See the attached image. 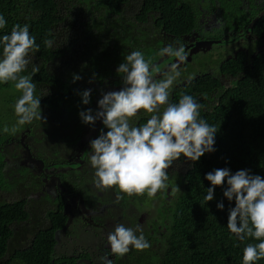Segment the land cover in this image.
<instances>
[{"label":"trees","instance_id":"obj_1","mask_svg":"<svg viewBox=\"0 0 264 264\" xmlns=\"http://www.w3.org/2000/svg\"><path fill=\"white\" fill-rule=\"evenodd\" d=\"M223 1L208 0L211 23L206 27L204 23L197 30L195 11L188 8L185 0H0V15L7 21L6 27L0 29V37L10 34L15 24H28L30 35L35 36L39 45V52L31 54L33 63L23 74L31 75L33 64L39 65L40 72L33 77V82L36 84L35 95L41 98L46 123L34 120L21 126L15 134L29 125V131L36 136L40 131L45 139L44 146L51 149V152L47 151L49 162L52 154H59L58 147L67 146L64 143L67 139H73L68 143L69 151L79 146L85 132L78 136L81 131L74 125H86L79 116L81 110L98 109L100 98L96 99L95 95H101L103 88L107 87L102 81L113 75L107 81L108 85L118 91L123 87L117 68L130 52L139 50L146 60L157 65L158 71L153 75L160 79V73L177 62L174 57L160 56L161 48L174 41L182 42L184 36L193 33L195 40L212 41L208 54H200L197 50L186 53L187 59L180 65V70L188 66L190 72L196 74H191L183 85L174 82L169 89V102L178 103L187 94L202 105L200 117L215 125L218 131L215 151L206 153L198 162L183 156L172 162L166 169L168 187L152 197L146 192L147 197L137 202L140 206L136 204L138 215L144 213L146 218L145 223L138 226L142 227L151 247L137 250L129 246V252L123 256L114 254L111 264H243V249L249 243L260 242L254 238L241 242L227 228L228 209L235 204L223 196L226 183L223 187H216L213 201L204 200L207 188L212 187L206 174L215 169L228 168L232 173L249 170L250 174L264 177V51L256 54L254 59L249 58V64L244 63L240 53H231L230 58L222 51L235 39H226L224 33L232 29V24L244 27L254 15V12L251 15L238 14L229 0ZM121 24L127 27L118 31ZM146 26L158 28L164 36H172L174 41L168 42L162 37L155 41L152 32L140 30ZM254 32L264 41V17L258 20ZM147 38L151 40L147 41ZM45 39L53 40V47L48 48ZM198 55L203 60L208 58V71L196 63L200 61ZM74 74L82 79L73 82ZM88 89L92 92L91 103L85 106L80 93ZM20 95L14 82L0 83V194L24 184L29 173L28 168L21 167L16 169L14 176L8 174L6 154L1 151L2 145L16 136L5 133L3 128L6 125L11 128L18 119L14 105ZM62 114L66 117L61 120ZM146 122L147 119L140 114L130 120L135 126ZM38 155L45 163L44 153ZM90 155L82 170L76 173H82L81 186L90 188L97 196L95 191L99 193L100 189L89 186V183L96 184L97 180ZM109 194V202L113 195L123 198L126 195L118 187H113ZM41 197L47 202H41L45 205L41 212L42 226L31 231L25 246L13 249V252L9 247L16 232L26 228L32 219L30 203L26 204L25 200L0 201V264L74 263V259L66 255L55 256L57 238L61 232L67 233L66 238L72 230L75 236L81 230L83 220L76 216L69 222L65 203L49 189L44 190ZM221 201L223 211L217 208ZM118 206L114 208L124 216L122 224L135 230L136 215L126 216L123 212L125 206ZM126 217L130 223L124 221ZM84 235L82 231L81 236ZM64 242L67 246L72 244ZM83 253L80 258L96 263L90 257L92 251ZM254 264H264V258Z\"/></svg>","mask_w":264,"mask_h":264},{"label":"clouds","instance_id":"obj_2","mask_svg":"<svg viewBox=\"0 0 264 264\" xmlns=\"http://www.w3.org/2000/svg\"><path fill=\"white\" fill-rule=\"evenodd\" d=\"M6 24L5 17L0 15V29ZM53 43L51 39L44 41L48 48L53 47ZM0 46V83L14 82L21 93L14 105L16 124L3 128L5 133L14 135L21 126L34 120L46 123L41 98L35 95L33 82V77L40 72L39 65L33 64L31 75L23 74L33 63L31 54L39 52V45L35 36L30 35L28 24H15L10 34L0 37ZM159 55L174 57L177 61L160 73L162 78L153 75L158 71L157 65L146 60L141 51H132L117 68L123 83L121 90L102 91L97 110L89 107L79 113L82 123L94 127L100 121L104 126L99 136L90 140V163L95 169L98 189L118 187L121 193L129 196L147 192L152 197L168 187L166 169L173 161L183 156L198 162L206 153L215 151L218 131L215 125L200 117L202 105L187 94L178 103L169 102V89L181 76L180 65L187 59L184 45L174 41L161 48ZM81 79L73 75V82ZM80 95L83 105L91 103L90 89ZM161 106H165L162 112ZM141 111L152 114L147 122L140 126L130 123ZM206 179L212 185L204 196L207 202L214 200L216 187L227 185L223 196L235 204L228 209L229 231L241 242L246 238L260 241L249 243L243 249V264H254L264 258V177L250 174L249 170L232 173L223 168L207 173ZM121 199L123 197L118 195L117 201ZM217 208L223 211L224 203L219 202ZM107 239L112 253L121 256L129 252V246L137 250L151 247L141 226L134 230L118 224ZM104 260L105 264H111L106 257Z\"/></svg>","mask_w":264,"mask_h":264},{"label":"flooded vegetation","instance_id":"obj_3","mask_svg":"<svg viewBox=\"0 0 264 264\" xmlns=\"http://www.w3.org/2000/svg\"><path fill=\"white\" fill-rule=\"evenodd\" d=\"M218 1L219 3L225 2L223 0ZM229 1L234 6V9L236 8L235 11L238 12V14L240 12L243 15H251V13L253 14L254 12V15L251 17L249 22L244 25V27L232 24V29L230 30L229 28V30L224 33L226 39H235L232 44L228 45V47L222 51L226 52L228 57L231 56V53H240L245 60L244 63L249 64V58L254 59L256 54L264 51V41H262L258 37L256 32H254L258 20L264 17V0ZM185 2L188 5V8H190L192 11H195V26L197 30L198 27L203 26L204 23L205 27L208 26V23H211V18L208 16V0H185ZM233 14L234 16H237V14H235L234 12ZM147 19L149 20L150 17ZM226 25L228 28V24ZM227 28L223 27V29ZM160 37H162V39L164 40H168V42H172L173 40L172 36H164L161 32ZM195 37L196 35L193 33L192 36H184L182 38L183 41L180 43L184 45L185 52L188 53L197 50V52L200 54H208V48L212 41L208 39L195 40ZM200 56L201 55H198L197 58L200 61H197L196 63L199 64L200 67L208 71V58L203 60ZM201 61L204 63H202ZM182 64H184V62ZM210 66H212V64H210ZM190 71L191 70L188 66H184V68L181 69V76L176 81L177 85H183L184 83H186L185 81H188L191 74H196ZM112 78L113 75L111 77H108L107 80L104 79L102 81L107 85L106 88H103L104 92L117 90L116 87H114L113 89L108 85L107 81ZM97 85L98 84H96V87ZM97 97L101 98V95L96 94L95 98L97 99ZM164 107L165 106H161V112L163 111ZM138 114H140L147 120L152 115L143 111L139 112ZM63 117H66V114L60 115L61 120L63 119ZM66 122H68V120H66ZM74 126H78L79 131H81L80 133H78V136L82 132H85L82 140H79V146L74 150L69 151L68 143L73 139H67L64 142L67 143V146H65V148H63V145L58 147L59 154L54 156L52 154V161L50 162L47 158V151L50 150L51 152V149L48 146H44L45 139L40 134V131L38 136H36L34 132L29 131L30 125L26 126L19 133L15 134V137L13 136L11 140L6 141L2 145L1 151L3 153L5 152L6 154L5 168L8 174L10 173L11 176H14L16 173V169L21 167L28 168L29 173L24 184L15 187L8 193L3 192L2 194H0V201L10 203L18 200H25L26 204L30 203V206H32V200H34V203L38 204L40 201L47 203L46 201L42 200L41 196L44 190L49 189L51 194L60 196L62 201L65 203V213H69V216H67L69 222L74 220V217L76 216H79L83 220V226H80L81 230L79 231V233H76L75 236H73L74 230H72L69 236H67L66 238H64L67 235L66 232H61L59 234L60 239L57 238L58 243L55 249V256L59 257L61 255H66L68 258L74 259L73 264H92L90 260L80 258L84 254L83 252L88 253L92 251L93 253H91L90 257L91 259L96 260L95 264H105V257L112 263V261L114 260V253H112L111 251V247L108 243L107 237L108 234L112 232L114 227L118 225V223H122V220L124 218L123 215H119L118 209L114 207L118 205H122L121 207L125 206V209L123 210L124 214L131 217H134V215H136L137 226L138 224L142 225L146 221L145 214L144 218L140 219V215L138 216L139 211L136 207V204L137 202H141V200L143 201V199L147 197V194L145 192L143 196L135 195L144 197L140 200L135 197L134 199L130 200L129 196L126 194L125 198L119 201H117V196L113 195L112 197H110L112 201L109 202L107 197H109V193L111 192L112 188H100L99 193L94 190L96 195L98 196L97 197L91 193L90 188L81 186L84 180L82 177V173L79 174L76 172L81 171L84 167L86 160L91 154L90 140L95 139L99 136L103 124L102 122L97 121L94 127L91 125L82 126L79 123L75 124ZM39 153H44L45 163L38 155ZM37 161H40L41 164H39ZM26 183L28 184V186H25ZM89 186L95 187V184L89 183ZM18 189L26 192L14 198L18 193ZM26 189H28V191ZM125 202H133V204L128 206L125 204ZM108 207H111V209H108ZM118 208L120 207L118 206ZM124 221L126 223H130V220L127 217ZM76 227L78 226L76 225L75 228ZM82 231L85 232V235L83 237L81 236ZM99 234L100 236L102 234L103 238H98ZM27 237L28 238L26 239V241L23 242L25 244L28 241L30 235H28ZM71 237L74 238L72 240H67V238ZM64 241L72 244L67 246ZM25 244H22V247L25 246ZM20 248L21 247L16 249ZM83 248L84 250H82Z\"/></svg>","mask_w":264,"mask_h":264},{"label":"rangeland","instance_id":"obj_4","mask_svg":"<svg viewBox=\"0 0 264 264\" xmlns=\"http://www.w3.org/2000/svg\"><path fill=\"white\" fill-rule=\"evenodd\" d=\"M121 26H122V24L120 25V27H117L118 31H121L123 28L127 27L126 24H124L122 26V28H121ZM143 29H147V30H149L150 32L153 33V38L152 39H154L155 41H157V40L160 41V30L159 29H157L155 27H151V26H146V28H143V27L140 28V30H143ZM133 35H134V33L131 34V36H133ZM150 40H151V38H147V41H150ZM2 111H4V110H2ZM15 119H17V118H15ZM16 121H14L11 124V127L16 124ZM26 190L28 191V189H26ZM32 190H34V189H32ZM24 192H26V191L18 189V193H17V195H15L14 198H16V196H20V195L24 194ZM140 196H143V195H140ZM134 197L139 199V200L141 198L142 199L144 198V197L135 196V194H133V195L129 196V199L132 200V199H134ZM41 202L42 201H40L39 204L38 203H34V202L31 203L32 206H30V212H31V215H32V221H30L31 223L26 228L20 229L18 232H16V235L14 236V239L12 240L13 242L10 244V247H9V251L10 252H13V249L22 247V244H25L23 242L26 241L25 237H27L31 233V231H33V230H35V229H37V228L42 226L43 221L41 220V212L43 211V208L45 206L43 204H45V203L42 202L43 203L42 204ZM125 204L130 206V205L133 204V202H125ZM155 206H157V204ZM66 214H67V216H69L68 215L69 213H66ZM142 218H144V213L140 214V219H142ZM145 220H146V218H145ZM98 238H100V239L103 238L102 234H101V236L99 234ZM58 239H60L59 235H58ZM67 240H72V237L71 238H67ZM101 255H102V253H101Z\"/></svg>","mask_w":264,"mask_h":264},{"label":"water","instance_id":"obj_5","mask_svg":"<svg viewBox=\"0 0 264 264\" xmlns=\"http://www.w3.org/2000/svg\"><path fill=\"white\" fill-rule=\"evenodd\" d=\"M259 18V17H258ZM209 44V43H208ZM39 164H41V162L40 161H37Z\"/></svg>","mask_w":264,"mask_h":264}]
</instances>
